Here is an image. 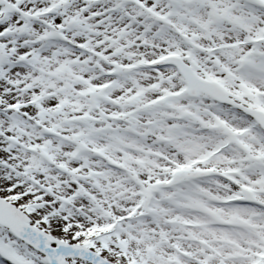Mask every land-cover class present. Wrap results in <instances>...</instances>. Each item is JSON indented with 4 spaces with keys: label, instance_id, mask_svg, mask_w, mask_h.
Listing matches in <instances>:
<instances>
[{
    "label": "snow or ice",
    "instance_id": "6c2138e0",
    "mask_svg": "<svg viewBox=\"0 0 264 264\" xmlns=\"http://www.w3.org/2000/svg\"><path fill=\"white\" fill-rule=\"evenodd\" d=\"M0 264H264V0H0Z\"/></svg>",
    "mask_w": 264,
    "mask_h": 264
}]
</instances>
